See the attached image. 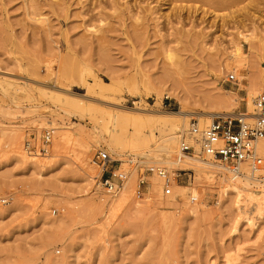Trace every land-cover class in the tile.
Returning <instances> with one entry per match:
<instances>
[{
    "label": "rangeland",
    "instance_id": "374dc122",
    "mask_svg": "<svg viewBox=\"0 0 264 264\" xmlns=\"http://www.w3.org/2000/svg\"><path fill=\"white\" fill-rule=\"evenodd\" d=\"M262 37L264 0H0V264H264V184L245 172L239 196L224 192L206 161L176 157L192 118L264 94ZM168 113L183 132L145 123ZM50 129L48 154L29 155L25 140ZM98 150L140 162L114 195L97 184ZM151 163L193 182L163 197L147 176L136 200Z\"/></svg>",
    "mask_w": 264,
    "mask_h": 264
},
{
    "label": "built area",
    "instance_id": "2783aa9c",
    "mask_svg": "<svg viewBox=\"0 0 264 264\" xmlns=\"http://www.w3.org/2000/svg\"><path fill=\"white\" fill-rule=\"evenodd\" d=\"M234 76L229 75L228 80ZM168 98L165 96L163 101ZM53 129L44 130L40 145L36 146L30 135L24 142V149L29 155H47ZM264 94H258L253 100V114L243 112L215 115L208 124L202 125L192 118L186 130L180 135L176 157L179 159L195 158L212 163L225 173L241 177L248 170L253 181L264 184ZM94 164L100 169L98 186L108 195H114L123 187L130 172L139 167L137 158L131 155L122 160H115L103 150L95 152ZM131 170V171H130ZM147 176L160 182V194L172 195L174 184L190 185L194 179L193 170H168L162 165L151 163L143 173H139L135 190V199L144 200L148 194ZM190 202L197 201L194 195Z\"/></svg>",
    "mask_w": 264,
    "mask_h": 264
},
{
    "label": "bare ground",
    "instance_id": "6f19581e",
    "mask_svg": "<svg viewBox=\"0 0 264 264\" xmlns=\"http://www.w3.org/2000/svg\"><path fill=\"white\" fill-rule=\"evenodd\" d=\"M174 1L177 2V1H183V0H174ZM222 8H224V6ZM178 10L181 12L182 8H178ZM34 14H32V15H34ZM178 15L180 16V14H177L176 16H178ZM259 42H260V45L259 46L261 47L262 51H264V37L260 38ZM241 55H242V53L240 51H237V53L235 54V57L238 60L237 62L242 67L243 66L242 65L243 64V60H242ZM166 57H167V59H169L171 61H174L175 58H176V55L174 53H169V54H167ZM92 86L93 87H98V90L100 92H103L104 90L105 91L106 90H109V89H107V87H105L104 85H102L100 82H97L96 80H94L93 84L90 85V87H88V89L91 90V91H92V88H93ZM249 87H251V86H249ZM257 89H259V88H257ZM258 92H259V90H256V88H254V89L253 88L252 89L250 88L248 90V93H247L248 95H247V98L245 99L246 100V110H244V112H243L246 116H251L253 114V98H254V95L258 94ZM136 93L140 95V93H138V91H136ZM226 100H228V99H226ZM229 101H230V99H229ZM229 101H228V103H229ZM228 103H227V101H223V100H220V99L218 101L216 100V102H215V104L217 105V107H223V108L224 107H227V104ZM73 105H74V109L77 110V111H79V112H82L84 110V106L83 105H80L79 103L73 102ZM211 115L212 114H209L210 118H208L207 120L204 119L206 121H201L200 123L201 124H208L211 121V119L214 117V116L212 117ZM215 115H217V114H215ZM147 116H153V115H150L149 114ZM158 116H160V117H152V118H147L145 120V123H147L149 125V129L151 128L153 130L155 127H160V128H165V129L173 132L174 134L177 131L178 132L179 131H181V132L184 131V130L182 131L181 129L184 127L183 120H186V116L185 115H180L178 117V114L175 115V114H169L168 113V114H165V115H158ZM108 117L109 118L110 117L111 118H114V121L117 120V118H118L117 116L116 117L115 116L113 117V115L111 116L109 114H108ZM179 118H182V123H181V121H178ZM59 138H60V142L59 143L57 142L58 145L55 148L60 147L62 145L63 141L68 142L69 140H71L72 139V136H71V134H69V133L67 134L66 133V134H63V135L61 134V136H59ZM178 142H179V140H178ZM54 145H56V144H54ZM262 152H264V151H262ZM157 157H155V158H157ZM208 166L210 167V166H215V165L212 164V163H209V162L203 163L201 165V168L203 169V172H204V177L208 181H216V180H219V175L220 174L223 175V176H225V178L229 179V181H227V182H226L227 179L225 180L224 177L222 179L223 181L226 182V184L224 185V192L227 191V189H230V190L234 191L239 196L244 191L243 189L245 187H248L247 184L243 182V179L242 178L231 176V175L225 173L219 167L218 168H219V170H221V172L219 170H216V169H210ZM245 172L248 173V170H245ZM238 183H240L242 185L240 186V184H238ZM120 199H118V200L119 201H123L125 199V197H123V198L121 197Z\"/></svg>",
    "mask_w": 264,
    "mask_h": 264
}]
</instances>
